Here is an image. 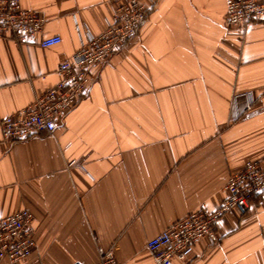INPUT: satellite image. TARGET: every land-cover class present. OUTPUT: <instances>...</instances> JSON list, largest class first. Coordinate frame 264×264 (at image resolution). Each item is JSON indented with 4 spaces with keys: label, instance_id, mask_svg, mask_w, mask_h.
<instances>
[{
    "label": "crops",
    "instance_id": "crops-1",
    "mask_svg": "<svg viewBox=\"0 0 264 264\" xmlns=\"http://www.w3.org/2000/svg\"><path fill=\"white\" fill-rule=\"evenodd\" d=\"M18 1L43 19L40 38L60 43L0 37V121L58 82V65L102 33L118 0ZM146 4L145 22L91 69L51 135L6 143L0 131V218L29 211L35 243L0 264H95L112 245L117 264H153L148 239L216 210L229 175L264 159V21L228 27L225 0ZM213 234L174 264H264V192Z\"/></svg>",
    "mask_w": 264,
    "mask_h": 264
},
{
    "label": "built area",
    "instance_id": "built-area-1",
    "mask_svg": "<svg viewBox=\"0 0 264 264\" xmlns=\"http://www.w3.org/2000/svg\"><path fill=\"white\" fill-rule=\"evenodd\" d=\"M146 2L152 4L153 0H118L112 20L102 33L96 36L87 33L77 51L58 65V82L20 113L0 121L4 142L23 141L39 134L51 135L59 117L88 92L91 69L120 51L145 22ZM225 7L228 27L264 21V0H225ZM43 24L37 11L24 9L18 0H0V37L42 48L58 45V36L40 38ZM251 108L252 100H247L244 110ZM223 190L225 197L216 210L190 212L147 240L145 249L153 264L189 261L196 243L204 237L214 238L213 227L225 213L235 209L244 214L251 198L264 192V159L245 161L239 171L229 175ZM32 220L27 210L0 218V263L22 261L30 255L35 247ZM97 255L95 264H117L114 245L107 249L99 247Z\"/></svg>",
    "mask_w": 264,
    "mask_h": 264
}]
</instances>
